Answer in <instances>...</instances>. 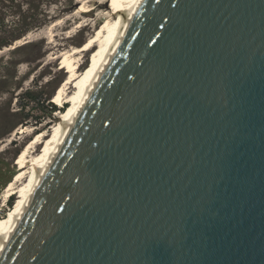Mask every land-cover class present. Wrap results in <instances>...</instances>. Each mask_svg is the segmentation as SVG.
Returning a JSON list of instances; mask_svg holds the SVG:
<instances>
[{"label": "water", "instance_id": "1", "mask_svg": "<svg viewBox=\"0 0 264 264\" xmlns=\"http://www.w3.org/2000/svg\"><path fill=\"white\" fill-rule=\"evenodd\" d=\"M0 264H264V0H137Z\"/></svg>", "mask_w": 264, "mask_h": 264}, {"label": "rangeland", "instance_id": "2", "mask_svg": "<svg viewBox=\"0 0 264 264\" xmlns=\"http://www.w3.org/2000/svg\"><path fill=\"white\" fill-rule=\"evenodd\" d=\"M103 1L105 0H25V10L30 3L41 2L40 10L45 11L43 13L48 16L49 22L24 38L29 42L25 48L13 50L26 42L23 39L17 45L11 46L12 48L0 51V218L5 217L11 210L8 208V200L13 198L14 204L16 202L15 194L5 197V187L19 172L18 156L22 148L31 139L34 140L41 129H45L47 135L50 134L59 116L69 106L66 103L65 110H56L36 125L33 119L19 124L28 112L27 109L20 111L19 104L25 103V99L20 97L29 89L37 94L51 95L52 102L56 103L53 97L57 88L69 76L66 68L61 67V56L86 43L95 34L93 25L97 21L96 28L102 25L107 7L98 5ZM84 4V10L91 12L82 15L79 8ZM109 6L110 10L114 9L110 3ZM96 46L98 44L94 47ZM94 47L78 58L83 64L78 70L79 74L86 72ZM73 84L71 92L74 86L78 87V82ZM55 105L59 108L57 103ZM30 114L35 118L40 112L34 111ZM23 130L26 132L22 133ZM42 142L37 144L38 151L44 147Z\"/></svg>", "mask_w": 264, "mask_h": 264}, {"label": "bare ground", "instance_id": "3", "mask_svg": "<svg viewBox=\"0 0 264 264\" xmlns=\"http://www.w3.org/2000/svg\"><path fill=\"white\" fill-rule=\"evenodd\" d=\"M109 3L114 7V9H109ZM136 3L137 0L103 1L98 5V7H103L104 5L107 7L102 25L96 28V24L98 23L97 21L93 25L96 32L86 43L62 54L61 67L62 69L66 68L69 76L65 78L63 84L57 88L53 98L59 106L58 111L61 112L66 108L67 109L63 114H61V116H59L58 120L53 125V129L50 134L47 135L45 129H41L40 132L35 135L34 140L31 139L29 144L22 148L18 156L19 172L5 187V197H9L12 194H15L17 197L14 206L7 213V215L0 218V241L9 232L15 216L19 215L21 208L34 186L38 171L43 169L50 153H52L55 149L65 125L71 121L72 116H74L75 112L79 108L87 88L90 87L97 70L105 60L110 47L114 43L118 32L124 23L125 16L131 12ZM85 8V4L79 8L82 15L83 13L91 12V10H84ZM19 42L20 41H17L15 45ZM97 44L98 46L95 48L94 46ZM93 47L94 49L91 52L92 55L89 64L86 67V72L84 74H79L78 70L83 64L78 60V58L81 54ZM75 82H78V87L76 88L74 86V89H72L71 92L70 89ZM63 103H68L69 106L64 108ZM23 132L26 131L23 130L22 133ZM40 142L44 143V147L42 150L38 151L37 144L39 145Z\"/></svg>", "mask_w": 264, "mask_h": 264}, {"label": "trees", "instance_id": "4", "mask_svg": "<svg viewBox=\"0 0 264 264\" xmlns=\"http://www.w3.org/2000/svg\"><path fill=\"white\" fill-rule=\"evenodd\" d=\"M70 2V0H68ZM27 3L25 0H0V51L5 48L13 46L17 41L23 40L27 35L42 26L46 25L49 21L48 16L40 10L41 2L31 4L25 10L23 4ZM28 43L13 48L19 50L25 48ZM38 97V98H37ZM20 98L25 99L24 104H19L20 111L28 110L26 118L19 122L23 124L29 119H33L36 125L40 121L49 117L59 108L52 102L51 95L37 94L31 90H26ZM40 107V108H39ZM39 111V116H34L30 113ZM14 199L8 200V208H12Z\"/></svg>", "mask_w": 264, "mask_h": 264}]
</instances>
